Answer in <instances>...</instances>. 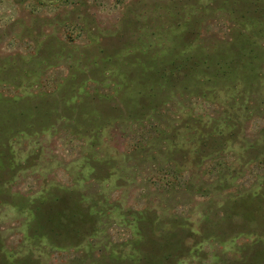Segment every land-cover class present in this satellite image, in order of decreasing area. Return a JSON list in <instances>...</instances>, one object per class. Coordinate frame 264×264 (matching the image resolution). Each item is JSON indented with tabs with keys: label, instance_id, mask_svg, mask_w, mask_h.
Segmentation results:
<instances>
[{
	"label": "rangeland",
	"instance_id": "rangeland-1",
	"mask_svg": "<svg viewBox=\"0 0 264 264\" xmlns=\"http://www.w3.org/2000/svg\"><path fill=\"white\" fill-rule=\"evenodd\" d=\"M254 44L258 59L264 0H0V264L4 256L16 264H112L108 255H128L149 227L216 224L225 199L264 191V89L240 84V62L229 79L214 70L185 89L163 85L142 114L119 110L124 91L136 87L131 66L148 53L174 46L173 56L179 47L176 56L191 62L199 52L208 62L234 46L235 60L247 56L243 64L253 61ZM253 70L264 80V55ZM196 120L233 142L212 150L205 139L193 148ZM242 142L258 156L245 165ZM196 147L207 153L194 163ZM68 195L86 206L92 228L67 233L60 245L23 240L30 211L1 200L63 199L70 212ZM195 241L186 238L190 250L177 264H264V232Z\"/></svg>",
	"mask_w": 264,
	"mask_h": 264
},
{
	"label": "trees",
	"instance_id": "trees-1",
	"mask_svg": "<svg viewBox=\"0 0 264 264\" xmlns=\"http://www.w3.org/2000/svg\"><path fill=\"white\" fill-rule=\"evenodd\" d=\"M175 50L176 54L181 52L179 47ZM232 50H234V52ZM248 50L254 52V55L251 52L253 61H243V64V57L247 59V56H240V60H235L233 58L235 54L234 46L224 50L218 49L217 54L213 55L214 59L211 58L208 60L209 63L206 62V59H198L201 57L199 52H195L191 62L183 57L176 56V54L173 56L174 46L171 48L170 54L168 53L161 56L154 53H148L145 57H143V59H141L142 63L135 62L133 65L131 64L132 66L129 72L132 73L133 78L135 79L136 87L131 86L132 88L128 90L130 92L127 94L124 93L128 91H124L123 94L122 91H119L122 94L120 98L125 101L120 103L119 110L128 114H142L147 110H150L151 106H154V104L160 99L159 96L164 90L162 88L163 85H179L185 89L186 86L195 84L196 79L199 77L202 79L209 77L208 79L210 80L211 73L214 70H217L219 75L225 76V79L232 78V75L237 70L236 68L238 67V62L241 63L240 66L242 68V71L240 70V84H243L246 88L260 87L264 89V80L260 82L253 74L255 61L256 63L261 61L264 51L261 50L260 57L257 59L255 52H260V48L254 44L252 48L248 47ZM230 51L233 52V54ZM222 52H225V54H221ZM178 60L179 62L176 63ZM141 66L143 68H140ZM140 69L141 72L137 73V70ZM208 69L209 72L207 75ZM144 71H146L145 75H143ZM213 80L215 82V79ZM139 83L142 86H139ZM201 84L202 83H199V85ZM144 86H146V88H144ZM198 120L195 122V128L192 127L197 134L191 142L193 148L198 146L199 143V146H202L203 143L201 142L205 139L208 140V145H210L212 150L223 149V147H226L233 142V139L226 141L221 131H218L217 133H214V131L209 134L210 130L207 128L209 125H207L206 122H202V126H199L198 129ZM213 125L216 126L215 123ZM180 128L181 127L175 128V134ZM160 139L163 138L160 137ZM246 144L247 142L241 143L243 151L238 157L240 158V164L243 165L248 164V161L250 160L253 161V157H258L256 155H250L251 150L254 152L255 146L250 145L249 148H245ZM263 144L264 140L257 149L262 148ZM206 153L207 152L204 150L198 151L196 147L193 150L191 161L194 163L198 162ZM263 186V183L260 184V187ZM45 194L47 195L48 193ZM69 198L72 199V206H69L70 212L66 211L68 208V202L63 199L56 200V198H45L43 201L35 203L23 202L21 200L18 203L12 200H1L13 208L17 213L27 210L30 211L31 216L24 217L23 240L27 239L28 242H33L32 244L34 245L40 241L45 243L55 242L56 245H60L65 242L64 237L67 233L70 234L71 239L78 238L80 236L79 232H82V234H85L87 231L90 232V227L92 226L90 223L91 217L85 212L86 206L78 205V207L75 205L76 202L78 203L80 201V198L68 195L67 199ZM263 201L264 191L260 188L257 189V191H246L236 194L234 197L225 199L222 204V206L225 204V214L223 213L220 215V220L216 222V224H207V222H202L200 226L195 229L182 226L178 223H174L176 225L168 228V230H165L166 228L156 229L149 227L146 229L147 234H144L147 246L143 247V244L145 243H139L142 241L141 239H134V243L137 245L135 248L130 247L126 250L129 252L128 255H122V249H120L119 251L115 250V253L108 255L107 258L110 259V263L112 262V264H177V260L186 256L190 250V246H186L184 244L186 238H195L196 245L208 238L212 239V236L222 242H226L233 239L234 236H238L240 234L251 233L260 235V233L264 232V208L262 206H260L258 210L259 216L257 218H255V216L258 204H262ZM0 204L3 206L2 203ZM73 206H77V209ZM238 210H240V213ZM66 212L69 213L68 216L66 215ZM83 218L88 220L85 223V228L81 227V220ZM254 219L259 220L261 225H259L258 229L255 228L248 230L249 228H247V226H252L251 224L254 222ZM241 225L243 228H240ZM157 230L160 231L159 234L154 233ZM173 234H176L177 237L175 238ZM164 235L167 237L162 238ZM32 244H29V247H31ZM11 258L12 257L10 256V260H8L6 256L2 257L1 264H16V257L12 260ZM102 260L104 261V258H102ZM21 264L28 263L24 259V262H21Z\"/></svg>",
	"mask_w": 264,
	"mask_h": 264
}]
</instances>
